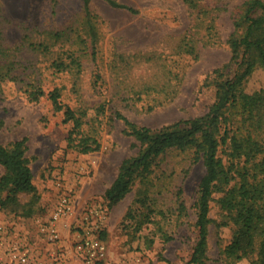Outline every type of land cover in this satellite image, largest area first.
Instances as JSON below:
<instances>
[{"label":"rangeland","instance_id":"obj_1","mask_svg":"<svg viewBox=\"0 0 264 264\" xmlns=\"http://www.w3.org/2000/svg\"><path fill=\"white\" fill-rule=\"evenodd\" d=\"M116 1L137 13L89 0L88 18L96 32L92 38L84 0H0V145L27 139L25 156L39 197L30 218L0 209V237L5 244L29 248L36 264H78L72 249L76 225L92 204L105 206L108 214L102 231L106 255L99 264H181L196 242L193 204L204 167L192 151L159 156L151 173L107 208L105 190L122 161L138 152L114 115L120 112L137 126L155 129L205 114L215 100L216 82L235 69L229 39L243 33L237 24L248 0H193V6L185 0ZM217 69L221 77L214 73ZM35 87L44 95L32 101L27 91ZM243 87L248 94L264 92L261 69ZM54 88L60 89L64 105L85 109L88 118L104 105L103 115L84 126L97 135L98 151L82 154L66 147L70 124L52 108L48 92ZM225 118L221 133L226 128L229 137L251 136L261 145L249 161L243 155L232 157L230 139L219 147L217 155L232 177L223 187L238 188L243 179L263 185L264 128L253 131L254 122L243 120L238 107L228 109ZM65 194L73 212L59 222L68 224V234L51 242L37 233L35 242L29 241V233L49 218ZM220 196L215 193L210 202L214 223L208 226L205 264L235 261L223 253L235 226L219 208ZM1 258V264H8ZM250 259L234 264H249Z\"/></svg>","mask_w":264,"mask_h":264},{"label":"trees","instance_id":"obj_2","mask_svg":"<svg viewBox=\"0 0 264 264\" xmlns=\"http://www.w3.org/2000/svg\"><path fill=\"white\" fill-rule=\"evenodd\" d=\"M104 1L110 7L137 13L116 0ZM185 2L194 5L193 0ZM88 4L89 0H84L89 34L94 38L96 32L88 18ZM237 26L243 27V33L229 39L230 62L235 65V69L230 75L216 82L215 100L205 114L155 129L137 126L120 112H115L114 115L115 119L122 121L124 134L132 137L138 144V152L122 161L115 179L105 190L104 200L107 208H112L120 202L130 192L137 179L146 178L151 173L156 159L168 151H192L194 160L202 162L204 174L199 180L193 204L197 238L190 258L181 264L206 263L208 226L214 223L209 217L210 202L215 193L221 194L217 200L218 206L235 226L232 239L223 250L225 257L232 261L250 257L249 264H264V184L250 183L243 179L238 188L225 189L232 177H229L230 170L225 168L222 159L217 155L219 147L226 144L228 139L231 142L232 157L243 155L245 160L249 161L260 150L261 144L251 136L246 140H239L229 137L226 128L223 133L221 130L226 122L225 112L234 107L239 108L243 120L254 122L253 131L264 128V92L248 94L243 87L254 70L259 68L264 73V0H248ZM54 66L60 70L58 63H54ZM214 73H217L218 77L222 76L221 69L215 70ZM27 92L32 101H37L44 95L37 87ZM48 99L55 111L62 112L63 122L70 124L66 147L82 154L98 151L100 143L97 135L92 131L85 132L84 126L103 115L104 105H98L95 108V116L88 118L85 109L74 110L64 105L58 88L48 92ZM2 126L3 122L0 121V128ZM26 142L27 139L22 138L7 145H0V166L4 169L0 176V209L16 216L30 218L36 213L39 197L29 161L25 156ZM22 197L27 200L22 201ZM180 208L185 210L182 203ZM226 224H218V228ZM140 228L141 224L137 225V229ZM103 237L104 233L101 235V238ZM165 239L169 241L171 237L165 236Z\"/></svg>","mask_w":264,"mask_h":264},{"label":"built area","instance_id":"obj_3","mask_svg":"<svg viewBox=\"0 0 264 264\" xmlns=\"http://www.w3.org/2000/svg\"><path fill=\"white\" fill-rule=\"evenodd\" d=\"M73 208L67 194L62 195L56 203L51 215L45 222L37 225V231L51 242L60 239L58 223L72 215ZM105 206L98 204L90 205L83 218L77 223L78 232L73 243V252L78 257V264H95L105 258L106 247L101 238L102 231L107 220ZM3 228L0 226V236ZM8 264H36L29 248L18 242L5 244L0 237V262L4 259ZM1 264V263H0Z\"/></svg>","mask_w":264,"mask_h":264},{"label":"crops","instance_id":"obj_4","mask_svg":"<svg viewBox=\"0 0 264 264\" xmlns=\"http://www.w3.org/2000/svg\"><path fill=\"white\" fill-rule=\"evenodd\" d=\"M58 230H59V232H60V235H62V236H66L67 234H68V224L65 222V221H61V222H59L58 223ZM38 233V231H37V229L34 231V232H30L28 235H29V237H28V240L30 241H32V242H35V240H36V235H38L37 234ZM35 239V240H34ZM23 242V241H22ZM24 243V242H23ZM64 243H66V242H63V244Z\"/></svg>","mask_w":264,"mask_h":264}]
</instances>
